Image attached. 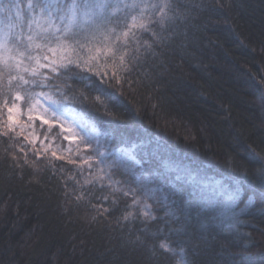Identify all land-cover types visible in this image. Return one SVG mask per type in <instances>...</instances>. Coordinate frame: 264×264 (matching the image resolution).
I'll return each instance as SVG.
<instances>
[{"label":"trees","instance_id":"16d2710c","mask_svg":"<svg viewBox=\"0 0 264 264\" xmlns=\"http://www.w3.org/2000/svg\"><path fill=\"white\" fill-rule=\"evenodd\" d=\"M0 2L19 36L0 54V264H175L161 242L190 264H264V0H172L163 28V0H137L143 21L65 35L57 20L31 47L30 0ZM45 92L95 129L87 146L23 115Z\"/></svg>","mask_w":264,"mask_h":264},{"label":"snow or ice","instance_id":"6c2138e0","mask_svg":"<svg viewBox=\"0 0 264 264\" xmlns=\"http://www.w3.org/2000/svg\"><path fill=\"white\" fill-rule=\"evenodd\" d=\"M13 7H18V5L11 3L5 5L0 2V10L4 12H10ZM147 7L149 6L141 2H137V0H132V3H126L125 0H71L70 3H66L65 0H35V2H31L30 0L27 5L28 11L31 14L29 19V28L31 29L32 25H36L39 31L34 35H29L27 37L28 47H31L34 39L48 38L54 34V31H61V29L56 26L57 20L67 21V25L62 30L65 35H76V33L71 32V28L74 25L80 26L78 22H82V26L84 28L94 27L99 29L101 26L107 28V26L112 22V18L117 16L119 13L125 12V10H127V12H133L139 9V16H133L132 20L134 23L138 19L143 21L145 18V9ZM150 7L153 10L159 8V12L156 13L157 20L155 22L159 23L162 28L168 23L174 22L180 16L179 9L173 11L172 0H163L160 5L152 4ZM16 16L21 20V23H23V18L20 17L19 11H17ZM7 19L11 21L12 18L11 16H8ZM152 22L153 21L151 20H149V23L147 24L140 22L136 26L139 29L145 30ZM45 23L48 25L47 29L41 27V25ZM108 32L110 34H115L114 29L109 28ZM123 35L127 37L129 32L126 31L123 33ZM153 36H156V34L153 33ZM14 39H19L18 34L14 32V25L9 23L5 28H0V54L13 51V48H10L9 45ZM56 39L61 40L63 37H56ZM36 47H40V45L36 44ZM21 55H23V53H21ZM0 59H2V55H0ZM91 59H95V57H91L89 60L84 61V66H88ZM119 59L120 66H124V56L121 55ZM4 62L7 63V61ZM69 63L72 62L70 61ZM76 64L77 67L81 66L79 61H77ZM62 67L68 66L62 65ZM87 70L91 72L93 71V68L89 66ZM53 71H56L55 67L53 68ZM98 74L106 75V73ZM25 83H27V81H25ZM97 99H99V97H97ZM11 111L12 109H9V112ZM11 118L12 117L9 116V119ZM53 155H55V153H53ZM101 155L104 154L101 153ZM259 173L262 177H264V167L259 170ZM189 195H192V193H189ZM77 199H80V197H77ZM136 203L137 201L134 200L132 206L134 207ZM144 207L149 209L148 211L143 212V215L148 217L150 215L151 206L146 204ZM236 207L237 205H235L234 199L230 198L229 202H227L222 209L223 219L227 221H235L237 215L235 211ZM103 211L108 212V209H104ZM131 217H133V213L126 212L123 216V219L127 221ZM137 241H140V237H137ZM159 248L163 252L171 254L173 257H175V264H190L183 247L176 249L173 248L169 243L161 242L159 244Z\"/></svg>","mask_w":264,"mask_h":264},{"label":"rangeland","instance_id":"374dc122","mask_svg":"<svg viewBox=\"0 0 264 264\" xmlns=\"http://www.w3.org/2000/svg\"><path fill=\"white\" fill-rule=\"evenodd\" d=\"M9 112L12 122H17L20 114L23 113L17 105H14ZM25 117H36L41 124L49 126L57 124L62 135L68 141L77 146H87L92 137L96 134L93 127L72 111L64 100L56 98L51 93H40L35 100L24 110Z\"/></svg>","mask_w":264,"mask_h":264}]
</instances>
